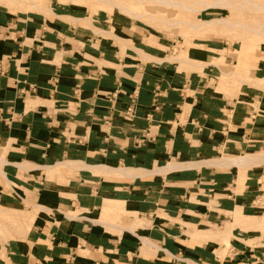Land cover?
Listing matches in <instances>:
<instances>
[{"label":"crops","instance_id":"obj_1","mask_svg":"<svg viewBox=\"0 0 264 264\" xmlns=\"http://www.w3.org/2000/svg\"><path fill=\"white\" fill-rule=\"evenodd\" d=\"M56 15L0 10V155L8 161L0 166V201L36 215L27 236L11 242L10 264H222L211 243L223 249L227 223L264 228V217L258 223L246 211L264 212V204L245 195L248 170L264 161H212L264 154V114L257 111L264 112V96L237 78L210 79L204 67L226 64L202 43L193 56L188 49L200 77L178 71L184 61L158 48L123 49L118 38L116 45L75 26L68 19L82 17L80 8ZM212 80L261 105L211 90ZM249 113L252 124L233 131L231 122ZM170 164L178 167L164 169ZM220 166L239 173L232 176L241 196L225 189L231 176ZM262 173L251 174L250 186L261 185ZM220 218L224 227L216 229ZM208 232L217 236L199 235ZM263 246L249 253L243 244L232 247L228 264H264Z\"/></svg>","mask_w":264,"mask_h":264},{"label":"rangeland","instance_id":"obj_2","mask_svg":"<svg viewBox=\"0 0 264 264\" xmlns=\"http://www.w3.org/2000/svg\"><path fill=\"white\" fill-rule=\"evenodd\" d=\"M44 1V0H39ZM50 7L52 12L47 9L37 10L35 7H32L26 0H0V10H9L12 12H25L26 14L39 15L44 17L46 20L54 19L58 17V10L63 8H80L82 10L81 16H93V26L91 27L85 21H80L76 24L79 28H89L94 31V33L103 35L104 37L111 38L112 42L116 45L120 44V41L109 34L107 31L97 33L95 30H105L109 29L115 35H120L124 39L131 41V45L147 44V46L155 47L162 50L160 53L163 55L176 56L177 61H184L176 63L178 71H185L187 73H195L196 76H200L197 73V69L194 66L200 65L199 62L193 60L188 55V49L190 56H193L190 51L197 50L199 47L197 43H202V47L207 48L212 54L211 56L217 60H224L216 64L217 68L204 67L203 71L212 74L209 75V78L212 79L213 76H218L222 79L228 77L237 78L238 81L244 82L242 88H249L258 91V93L264 96V86L260 83L264 82L259 80V78L264 75V11H259L252 8L251 6L245 8H211L207 10L198 11L199 8H206L207 4H210L213 1L221 0H200L203 3L198 4L197 1H190V4H196L195 9L189 10L181 7H176L174 5H158L151 0H50ZM79 1V3H78ZM181 1V0H177ZM187 1V0H184ZM236 1V0H235ZM254 2H259L264 4V0H252ZM86 2V3H85ZM28 3V4H27ZM30 5V6H29ZM102 12L103 16L101 17V22H96L94 18ZM225 18L227 23H230L227 28L223 26L222 29L215 27L214 29H205V25H202L199 21L211 20V18ZM69 20V19H68ZM188 21L189 24L187 23ZM200 23V25H199ZM222 26V25H220ZM204 31V32H199ZM156 37H153V36ZM208 41V42H207ZM210 41L214 42L211 43ZM123 49L130 48L122 45ZM197 47V48H196ZM226 48V50H223ZM223 52L224 56H217L215 58V53ZM144 54V53H142ZM122 55V54H121ZM147 55V54H144ZM132 56H137L132 53ZM149 56V55H147ZM121 57H126L122 55ZM145 57V56H144ZM147 59L151 57H145ZM134 60V59H133ZM137 61V60H136ZM143 62H150L144 61ZM156 61V60H153ZM190 63V64H189ZM213 64V63H212ZM201 66V65H200ZM204 66V65H202ZM210 69V70H209ZM196 71V72H195ZM222 71V74H221ZM203 73L202 78L205 77ZM201 77V76H200ZM205 79H207L205 77ZM257 82V83H256ZM260 85H259V84ZM241 86V83L239 84ZM211 90H218L221 94L243 97V101L247 102L246 98L250 96L253 100L252 108L257 109L261 105L258 98L253 95H244L240 94L242 90H223L218 89L215 85V82L212 80V83L207 86ZM194 90V88H193ZM233 91V92H232ZM247 96V97H246ZM246 106L247 104L244 103ZM260 114H264L263 111L258 110ZM252 114L249 113L248 116H245L244 121L241 123L231 122V127L233 131L236 130L237 133H243V129L247 125H251ZM230 143L233 138H230ZM229 143V144H230ZM232 144V143H231ZM235 155H241L239 152L232 151ZM248 154V153H247ZM5 158L4 156L0 155ZM239 157V156H237ZM2 169V168H1ZM220 171L224 174L231 176L228 184L225 185L226 190H232L238 196H241L240 189L238 187L237 177L232 175H238L239 173L230 167L220 166ZM264 171V164L258 165L248 170L246 178V194L253 193V196L256 200V203L264 204V179H260V186H250L255 182H249V178L254 171ZM264 174V173H262ZM241 184V183H240ZM9 187V186H8ZM8 190H5V193H8ZM244 195V194H243ZM0 199L1 196H0ZM219 202H225L229 204L235 203L233 200H223ZM254 203V204H256ZM0 201V209H4V205ZM11 207L20 211L22 207L15 206L11 204ZM18 211V212H19ZM246 211L250 214H255L260 218L257 219L258 223L261 222V219L264 217V212L253 213L248 208ZM8 211L4 213L0 212V264H10L9 254H10V245L11 242L15 239H23L22 235H19L16 231V227L13 226L9 221L10 217L5 215ZM16 211H10L8 214H14ZM22 212V211H21ZM26 213V212H24ZM240 215V214H236ZM224 218L232 220L233 217L230 215H224ZM13 219V217H12ZM221 224L215 225L217 229L219 227H224V221L222 218L218 219ZM13 226V227H12ZM32 226V225H31ZM15 227V228H14ZM32 228V227H30ZM30 232V231H29ZM28 232V233H29ZM233 239L234 242L232 247H237L238 245L243 244L249 250L256 249L264 245V229L261 228H248L242 224H235L233 228ZM261 235V237H259ZM27 236V235H26ZM254 239L252 244H248L246 240L248 238ZM205 240L211 238H203ZM246 239V240H245ZM210 241V240H209ZM214 241V240H213ZM263 242V243H262ZM192 243V245L197 244ZM261 243V244H260ZM201 244V243H198ZM212 246L216 247V255L220 256V262L222 264H228L229 261L235 259L231 256L232 247L227 250L225 253H221V245L219 243H211ZM248 245V246H247ZM250 245V246H249ZM264 247V246H263ZM242 264V263H241Z\"/></svg>","mask_w":264,"mask_h":264},{"label":"bare ground","instance_id":"obj_3","mask_svg":"<svg viewBox=\"0 0 264 264\" xmlns=\"http://www.w3.org/2000/svg\"><path fill=\"white\" fill-rule=\"evenodd\" d=\"M32 7H35L37 10H43V9H47L48 11L52 12V8L50 7V3L51 1L50 0H44V1H39V0H26ZM151 1H154L156 4L158 5H165V6H169V5H174L176 7H181V8H184V9H189V10H193L195 9V5L196 4H190V1H194V0H187V1H184V0H181V1H177V0H151ZM197 1L198 4H201L203 3L202 1L200 0H195ZM27 3V4H28ZM79 3V1H78ZM86 3V2H85ZM29 5V6H30ZM248 6H251L252 8L254 9H257L259 11H264V4L263 3H259V2H254L252 0H221V1H213L211 2L210 4H207L206 8H199L197 9L198 11H202V10H207V9H211V8H227V9H234V8H245V7H248ZM94 16V15H93ZM93 16L90 15V16H82V17H73L72 15L70 16V21L73 22V23H79L80 21H85L87 22L88 24L91 25V27L93 26L94 22H93ZM200 23H202V25H205V29L209 30V29H214L217 25H222L224 26L225 28H227L229 25H231L230 23H227L226 22V19H222V18H216V19H209V20H206V21H199ZM199 23V25H200ZM76 26V25H75ZM262 28H264V25H262ZM107 31L109 34H111L113 37H116L118 39L121 40V44L120 45H125L126 47H131L133 48V46H129L131 45V41L130 39L129 40H126L124 38H121V37H118L117 35L113 34L112 31H110L109 29H105V30H95V32L97 33H100V32H105ZM223 50H226V48H224ZM143 56L145 57H150V56H147V55H144L142 54ZM215 58L217 56H224L223 52H219V53H215ZM168 56V55H167ZM214 57V56H213ZM168 60H176L178 58H176V56H168L167 57ZM161 62V61H160ZM218 62H214L213 65H216ZM257 83V82H256ZM259 84V83H258ZM260 85V84H259ZM262 87L264 86V84H261ZM257 160H263L264 161V154H260V155H245V156H239V157H224L223 159L221 160H215V161H212L214 163H228V164H236V165H240L242 162H245V161H251V160H255V158ZM8 161L5 160V158L1 157L0 156V166L4 163H6ZM211 162V163H212ZM22 165V164H21ZM34 166V165H33ZM24 167V166H23ZM178 165L176 164H170L167 166V168L164 167V169H173V168H177ZM35 168V167H34ZM109 170V168H108ZM120 171V170H119ZM123 172H126L127 170H122ZM6 176V175H5ZM8 179V178H7ZM3 206V205H2ZM5 207V206H4ZM16 211V210H11V209H8V208H4V209H0V212L4 213L5 211ZM5 213V215L9 216L10 219L9 221H11L10 223L16 227V231L19 235H22V236H26L28 231L30 230V227L31 225L33 224L34 222V219H35V213H24V212H21L18 210L16 212H14V214H8ZM13 217V219H12ZM235 224H238V223H227L223 229V231L219 234V232L217 234H219L221 237L224 238L225 240V245L223 247V249L221 250V253H225L227 250H229V248L231 247V242H230V235L233 234V228H234V225ZM12 226V227H13ZM14 227V228H15ZM254 228H261V229H264L262 226L261 227H256L254 226ZM200 237H204V238H210L209 235H212V237H214V235L212 233H201L199 234ZM217 236V235H215Z\"/></svg>","mask_w":264,"mask_h":264},{"label":"built area","instance_id":"obj_4","mask_svg":"<svg viewBox=\"0 0 264 264\" xmlns=\"http://www.w3.org/2000/svg\"><path fill=\"white\" fill-rule=\"evenodd\" d=\"M134 114H135V109L129 108L127 111V115L133 116ZM255 115H256V113H255ZM223 131L226 133L229 132V124L228 123L224 124Z\"/></svg>","mask_w":264,"mask_h":264}]
</instances>
